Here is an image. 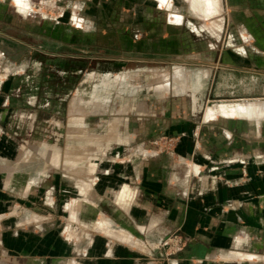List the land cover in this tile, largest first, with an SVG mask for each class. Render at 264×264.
<instances>
[{"label": "crops", "instance_id": "crops-1", "mask_svg": "<svg viewBox=\"0 0 264 264\" xmlns=\"http://www.w3.org/2000/svg\"><path fill=\"white\" fill-rule=\"evenodd\" d=\"M12 1L17 14L29 8ZM140 1L160 15L159 42L177 47L170 70L159 69V138L172 136L173 148L155 153V176L143 160L125 166L120 182L111 167H89L87 181L77 179L68 236L47 226L4 231L0 264H264V0H182L185 9L179 0ZM1 30L0 57L5 45L19 46ZM144 34H130L129 44ZM16 89L0 78L1 199L2 190L35 188L51 171L13 146V128L23 123ZM146 112L136 113L140 125ZM128 128L125 139H148ZM78 205L97 217H81ZM174 229L187 242L162 260L157 244Z\"/></svg>", "mask_w": 264, "mask_h": 264}, {"label": "rangeland", "instance_id": "rangeland-1", "mask_svg": "<svg viewBox=\"0 0 264 264\" xmlns=\"http://www.w3.org/2000/svg\"><path fill=\"white\" fill-rule=\"evenodd\" d=\"M0 1L1 33L19 45H5L0 57V78L20 89L16 95L23 105L13 146L32 153L36 169L44 161L51 167L35 188L2 190L0 235L47 226L67 237L75 227L77 179L87 181L89 167H111L120 182L125 166L143 160L148 176H155V153L173 148L172 136L159 138V69L170 70L177 47L159 42L160 15L147 13L151 4L140 0H27L28 10L20 14L12 0ZM179 6L187 4L179 0ZM144 31L141 44H129L130 34L144 37ZM187 37L188 30L181 29L180 38ZM188 48L180 46L179 58ZM142 107L148 115L140 125L136 113ZM129 123L132 133L148 139H125ZM82 167L84 173L77 174ZM78 209L81 217L98 215L90 205ZM186 242L177 229L170 231L157 244L159 258H174ZM2 245L0 236V256Z\"/></svg>", "mask_w": 264, "mask_h": 264}, {"label": "snow or ice", "instance_id": "snow-or-ice-1", "mask_svg": "<svg viewBox=\"0 0 264 264\" xmlns=\"http://www.w3.org/2000/svg\"><path fill=\"white\" fill-rule=\"evenodd\" d=\"M17 3H19V0H17Z\"/></svg>", "mask_w": 264, "mask_h": 264}]
</instances>
